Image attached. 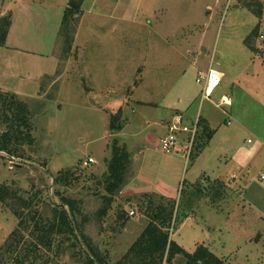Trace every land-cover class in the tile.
Returning a JSON list of instances; mask_svg holds the SVG:
<instances>
[{
  "label": "rangeland",
  "instance_id": "1",
  "mask_svg": "<svg viewBox=\"0 0 264 264\" xmlns=\"http://www.w3.org/2000/svg\"><path fill=\"white\" fill-rule=\"evenodd\" d=\"M68 3L0 0V93L26 102L33 125V143L0 151V186L34 201H0V264H87L92 248L111 264H146L135 244L150 195L176 203L169 239L186 251L203 244L223 264H264V0H84L76 30L62 26ZM211 67L220 85L204 99ZM169 119L172 152L161 142ZM114 145L132 157L111 194ZM62 197L78 201L74 234L41 229Z\"/></svg>",
  "mask_w": 264,
  "mask_h": 264
},
{
  "label": "trees",
  "instance_id": "2",
  "mask_svg": "<svg viewBox=\"0 0 264 264\" xmlns=\"http://www.w3.org/2000/svg\"><path fill=\"white\" fill-rule=\"evenodd\" d=\"M83 2L84 0H69L68 7L64 11L62 21L63 27L69 28L72 25L74 30H76L77 21L73 20L80 15ZM259 30L260 25L254 29L253 35H258ZM245 42L249 43L248 38ZM0 96L1 100L5 103L2 109L0 107V151L11 155L19 154V151L23 149V145L33 143L31 110L26 102L11 99L9 94L0 93ZM119 121L120 116H112L111 128L113 131H119L123 128L122 123ZM2 122L5 124L3 125ZM210 135H212V132ZM200 148L203 147L201 146ZM130 161L131 155L125 145L113 146L112 156L108 160V171L106 173L107 189L111 194L115 191H119L124 186L125 174L128 170ZM216 183L217 194H220V190L223 189L225 185L219 180H217ZM192 185L195 186V183ZM190 195L191 190L187 187L182 189L178 203L179 211L181 206L183 209L189 207V202L186 200L187 203H185L184 198ZM12 198L20 203L21 208H31L34 206V201L32 199L18 196L8 186L1 185L0 201L4 202ZM62 200L64 206H67V208L64 206L54 207V217L50 219L49 226L45 227V229L42 227L41 229L46 230V232L50 229H57L59 234H74L76 233L75 219L78 210V201L69 197H62ZM146 208V213L151 219L135 244L138 246L136 255L144 262L146 261V264H162V262L159 263L155 259L157 256L163 259L166 253H168L167 264H173L172 260L176 258L177 254H183L188 257V264H223V260L203 244L198 245L194 253H190L182 248L175 240L169 239L168 232L172 227L176 208V203L174 201L167 200L166 202L163 201L157 204L153 196L150 195ZM14 213L20 219V226L26 225V219H23L24 212L15 209ZM91 254V257L88 256V259H86L87 264H111L100 250L92 248ZM150 258L152 261H149ZM117 264H122V262Z\"/></svg>",
  "mask_w": 264,
  "mask_h": 264
},
{
  "label": "built area",
  "instance_id": "3",
  "mask_svg": "<svg viewBox=\"0 0 264 264\" xmlns=\"http://www.w3.org/2000/svg\"><path fill=\"white\" fill-rule=\"evenodd\" d=\"M218 73H219V71H217L216 69H213L212 67L209 69L208 75H207L208 79H207V82L205 83V86H204V94H203L204 99H207L209 96H211L207 91L208 80L214 76L216 77ZM198 80H199L198 82L201 81V79H198ZM218 80L220 82V76H219ZM225 99H226V97H225ZM227 102H228V100H227ZM228 104H229V102H228ZM177 121L179 122L180 118ZM183 130L187 131L188 128L184 127ZM177 131H178V126L176 124H173L170 127V132L168 133V135H166L165 137H163L161 139L163 150L168 151V152H172V150H174L176 148V146L179 142ZM194 136H195V134L192 135L191 144L193 142ZM93 161H94V159L90 158V162H93ZM133 213H134V211L131 212V214H133Z\"/></svg>",
  "mask_w": 264,
  "mask_h": 264
},
{
  "label": "crops",
  "instance_id": "4",
  "mask_svg": "<svg viewBox=\"0 0 264 264\" xmlns=\"http://www.w3.org/2000/svg\"><path fill=\"white\" fill-rule=\"evenodd\" d=\"M200 72H201V70H200ZM220 85V84H219ZM218 85V86H219ZM218 86L215 88V90L213 91V93L214 92H216L217 91V89H218ZM212 93V94H213ZM211 94V95H212ZM172 119H169V120H166V121H164V124H161V126L163 127V129L165 130V129H168V130H170V127L172 126L171 124L172 123H168L169 121H171ZM173 120H174V118H173ZM208 120V119H207ZM173 122V121H172ZM210 122V121H209ZM123 129V128H122ZM122 129H121V131H122ZM170 132V131H169ZM181 136V135H180ZM179 136V137H180ZM186 136L185 137H182L181 136V138H180V144H179V147H182V149H184V150H186L187 149V147H186V145H187V142H186ZM132 157V156H131ZM182 158V155H179V153H177V154H175V155H172V158L171 159H169V161L167 162V165L169 166L168 167V169H169V171L171 172V174L173 173V172H175V171H173L174 169L172 168V167H170V166H172V164L175 162V161H181L180 159Z\"/></svg>",
  "mask_w": 264,
  "mask_h": 264
},
{
  "label": "bare ground",
  "instance_id": "5",
  "mask_svg": "<svg viewBox=\"0 0 264 264\" xmlns=\"http://www.w3.org/2000/svg\"><path fill=\"white\" fill-rule=\"evenodd\" d=\"M219 76H221L220 73L217 74V76L212 77L211 79L208 80V84H207V91L208 93L211 95L213 93V91L215 90V88L219 85ZM207 93V92H206ZM228 100V102H230L229 98H226Z\"/></svg>",
  "mask_w": 264,
  "mask_h": 264
}]
</instances>
